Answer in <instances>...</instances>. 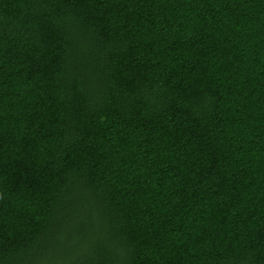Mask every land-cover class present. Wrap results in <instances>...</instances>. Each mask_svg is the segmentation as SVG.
<instances>
[{
  "label": "trees",
  "instance_id": "16d2710c",
  "mask_svg": "<svg viewBox=\"0 0 264 264\" xmlns=\"http://www.w3.org/2000/svg\"><path fill=\"white\" fill-rule=\"evenodd\" d=\"M0 264H264V0H0Z\"/></svg>",
  "mask_w": 264,
  "mask_h": 264
},
{
  "label": "rangeland",
  "instance_id": "374dc122",
  "mask_svg": "<svg viewBox=\"0 0 264 264\" xmlns=\"http://www.w3.org/2000/svg\"><path fill=\"white\" fill-rule=\"evenodd\" d=\"M81 236V235H80ZM82 237V236H81Z\"/></svg>",
  "mask_w": 264,
  "mask_h": 264
}]
</instances>
